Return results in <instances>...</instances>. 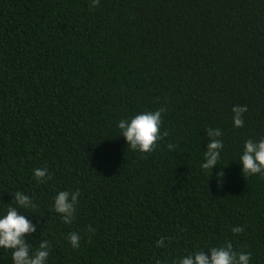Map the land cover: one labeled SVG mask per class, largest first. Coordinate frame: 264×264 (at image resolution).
I'll list each match as a JSON object with an SVG mask.
<instances>
[{
    "label": "trees",
    "instance_id": "1",
    "mask_svg": "<svg viewBox=\"0 0 264 264\" xmlns=\"http://www.w3.org/2000/svg\"><path fill=\"white\" fill-rule=\"evenodd\" d=\"M156 109L154 150L127 148L118 121ZM208 128L224 145L211 173ZM261 138L264 0H0V214L16 191L33 199L20 211L37 224L29 242L51 244L48 264H173L226 239L264 264V175L239 165ZM60 190L80 192L69 225L52 211Z\"/></svg>",
    "mask_w": 264,
    "mask_h": 264
},
{
    "label": "clouds",
    "instance_id": "2",
    "mask_svg": "<svg viewBox=\"0 0 264 264\" xmlns=\"http://www.w3.org/2000/svg\"><path fill=\"white\" fill-rule=\"evenodd\" d=\"M99 0H90V7L95 8ZM232 124L240 128L244 124L243 114L247 112L246 105H236L232 109ZM162 110L142 111L131 117L118 121L117 128L120 137H123L127 148L141 153H151L156 143L163 136L161 133ZM207 145L204 151V159L201 167L210 170L218 165L223 149V140L220 139L222 131L219 128H208L206 130ZM169 150L175 145L169 144ZM239 165L241 172L247 176L264 175V138L259 140L248 139L244 142L242 151L239 154ZM33 178L37 183H46L51 179L47 166L37 167L32 170ZM225 178L224 171H219L216 176L218 186H222ZM80 192L78 190H60L52 200V211L58 214L62 222L69 225L75 218ZM15 206L7 207L0 214V249L11 251L12 264H48L51 244L48 240L42 239L33 246L29 237L35 233L37 224L32 223L29 216L20 210L27 212L34 209L36 205L33 199L22 191H16L12 195ZM95 231L94 229H90ZM243 231L240 226L231 228L233 234ZM68 242L73 249L80 246V234L70 232ZM164 239L156 241L157 247L164 246ZM173 264H251L250 252H237L233 244L227 239L218 247H211L206 251H195L191 254L176 258Z\"/></svg>",
    "mask_w": 264,
    "mask_h": 264
}]
</instances>
